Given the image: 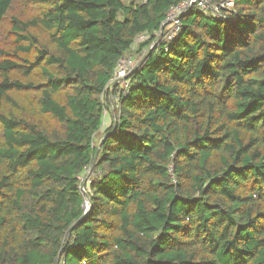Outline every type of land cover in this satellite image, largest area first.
I'll return each mask as SVG.
<instances>
[{"label":"trees","instance_id":"1","mask_svg":"<svg viewBox=\"0 0 264 264\" xmlns=\"http://www.w3.org/2000/svg\"><path fill=\"white\" fill-rule=\"evenodd\" d=\"M17 1L0 0V264H264V0L191 5L170 41L185 0Z\"/></svg>","mask_w":264,"mask_h":264},{"label":"built area","instance_id":"2","mask_svg":"<svg viewBox=\"0 0 264 264\" xmlns=\"http://www.w3.org/2000/svg\"><path fill=\"white\" fill-rule=\"evenodd\" d=\"M191 5H195L199 9H206V8H211L210 0H185L184 2L178 4L177 6L171 7L167 14H166V20L163 22V25L169 24L170 29L169 32L167 33L166 39L167 41H170V39L174 36L175 32L179 29V22H178V16L181 15L186 11L188 7ZM220 5L223 8H231L233 6V1L232 0H221ZM214 11H216L214 9ZM146 34H138L136 39L134 40V43L132 45V48H136L140 43H142L144 40L147 39ZM136 61L133 59L132 55L126 54L122 56L115 68V73L114 77L112 79V82L110 84L111 91L115 89V86L113 87L114 81L122 78L119 83L116 84V90L117 91H122L123 93L126 92L127 86H128V81H127V76L128 74L132 71ZM121 88V89H120ZM112 93L110 92V95ZM109 95V98L111 99V96ZM85 210H88V202L85 201L84 203Z\"/></svg>","mask_w":264,"mask_h":264},{"label":"rangeland","instance_id":"3","mask_svg":"<svg viewBox=\"0 0 264 264\" xmlns=\"http://www.w3.org/2000/svg\"><path fill=\"white\" fill-rule=\"evenodd\" d=\"M16 5H17L16 8H18L19 12H21V11H22L21 13L29 12V10L25 7V5L22 4V0H19V2L17 1ZM6 22H7V20L5 19L4 20V24H3V26L0 29V42L1 41L2 42L5 41L4 40V34L6 33L7 26L9 24V23H6ZM135 49L136 48H133L127 54L132 55L133 59H135V61H136V59L138 58V53H134ZM104 98H106V96ZM108 98H109V95H108ZM109 101H110L109 103L107 101H105L106 108L104 110V115H103V121H102L103 124H102V128L100 129V131L94 137V145H97L99 143V141L101 140L100 138H101L103 132L105 131L106 128L109 127V125L112 122L111 121V115H112L114 109H113V106L111 105L112 102H111L110 98H109ZM85 174H86V172H85ZM84 178H85V176H83L81 179L83 180Z\"/></svg>","mask_w":264,"mask_h":264},{"label":"water","instance_id":"4","mask_svg":"<svg viewBox=\"0 0 264 264\" xmlns=\"http://www.w3.org/2000/svg\"><path fill=\"white\" fill-rule=\"evenodd\" d=\"M144 57H145V56H144ZM144 57H142L141 59H139V60L136 61V63H135V65H134L133 69H135V68L137 67V65H139V64L142 62V60L144 59ZM121 79H122V78H120V79H118V80H115V81H114V84H113V87L116 86V84L119 83ZM94 156H95V155H94ZM95 159H96V156H95V158L93 159V162H92L90 168H92V166H93V164H94V162H95ZM87 173H88V176H89V172H87ZM82 189H83V186L80 187V190H82ZM69 231H70V230H69ZM69 231H68V232H69Z\"/></svg>","mask_w":264,"mask_h":264}]
</instances>
